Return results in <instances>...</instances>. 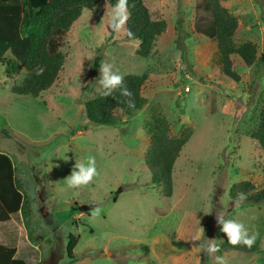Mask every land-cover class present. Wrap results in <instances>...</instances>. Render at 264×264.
Here are the masks:
<instances>
[{
    "label": "rangeland",
    "instance_id": "obj_1",
    "mask_svg": "<svg viewBox=\"0 0 264 264\" xmlns=\"http://www.w3.org/2000/svg\"><path fill=\"white\" fill-rule=\"evenodd\" d=\"M222 3L239 20L235 44L258 47L251 68L236 63L240 82L221 73L204 0H145L152 18L167 23L147 59L137 55L138 42L126 40V25L110 38L113 7L106 0L84 10L58 37L65 66L39 98L13 93L22 76L0 67V151L12 156L30 209L28 220L19 212L0 223L1 245L17 249L28 264H215V256L227 264H264V203L237 207L230 194L244 181L264 191V151L252 138L264 106V1ZM99 48L123 77L149 74L147 106L117 127L93 125L84 111L104 91L100 70L92 73ZM154 116L168 121L173 137L191 133L170 195L152 182L146 163ZM89 156L99 175L70 187L75 163L87 164ZM218 216L258 232L257 251L206 253V239L219 247L227 240ZM70 235L78 238L74 263Z\"/></svg>",
    "mask_w": 264,
    "mask_h": 264
},
{
    "label": "trees",
    "instance_id": "obj_2",
    "mask_svg": "<svg viewBox=\"0 0 264 264\" xmlns=\"http://www.w3.org/2000/svg\"><path fill=\"white\" fill-rule=\"evenodd\" d=\"M101 1L0 0V67L5 69L9 77L22 76L20 84L12 89L13 93L39 98L53 87L66 62V56L57 41L58 37L70 31L84 10L93 9ZM106 2L114 7L117 0ZM203 9L212 18L223 77L240 82L236 63L239 61V66L251 68L258 59L257 45L250 41L240 46L235 44L234 38L240 28L239 20L222 0H204ZM128 11L131 16L126 23V40L138 42L137 55L147 59L153 54L157 40L166 32L167 23L152 18L145 0H128ZM128 31L133 33L132 37H129ZM114 34L115 31L111 28V39ZM102 52L103 49L99 48L92 65L93 74L100 70L104 59ZM40 67L45 71L42 75H37L36 70ZM148 80V73L124 76V85L132 93L134 108L128 107L125 101L129 98L121 96L120 89L114 90L110 96L102 95L87 101L84 111L88 121L93 125L117 127L124 116H132L144 109L148 100L143 95V87ZM151 124V145L146 163L153 174L152 182L163 186L165 194L170 195L174 165L191 133L186 130L179 137L171 136L168 121L159 116H154ZM252 138L264 151V106ZM241 192L247 194L245 201L249 204L264 203V191H255L249 181L234 185L230 194L236 199ZM19 212L26 220L30 217L23 186L17 178L15 162L11 155L0 151V223L10 222L12 216ZM77 244L78 238L70 235L67 255L71 263L75 262L73 251ZM257 247L256 243L251 248L242 244L232 246L226 240L220 247V252L252 254L257 251ZM16 256L17 249L0 244V264H28Z\"/></svg>",
    "mask_w": 264,
    "mask_h": 264
},
{
    "label": "clouds",
    "instance_id": "obj_3",
    "mask_svg": "<svg viewBox=\"0 0 264 264\" xmlns=\"http://www.w3.org/2000/svg\"><path fill=\"white\" fill-rule=\"evenodd\" d=\"M131 13L128 11V0H117V3L112 9L110 26L113 31L119 32L124 29L127 21L129 20ZM129 37L133 36L131 31L127 33ZM45 69L40 67L36 70L37 75H42ZM100 79L98 80L99 85L102 87L103 95L110 96L112 92L116 89H120V94L123 97H128L129 99L125 101L130 108H134V100L131 99L132 93L124 85V77L119 74L118 70L113 71V66L107 62H101L100 64ZM138 134H142V130H138ZM99 175L96 168V161L94 156H89L87 158V164L85 163H75L71 174L67 177V183L70 187H81L90 184L94 177ZM247 199L245 193L241 192L238 194L234 204L239 206L244 200ZM100 211L99 208L94 209L93 214H97ZM218 223L222 225L221 231L227 237V243L232 246L244 245L248 248L253 247L256 240L258 239L259 233L252 232L249 233L248 228L244 223L236 219H223V217H217ZM202 231H204L202 229ZM205 245H207L205 247ZM203 250L209 255L215 254L220 251L219 245L215 240H205L204 245H202ZM215 264H227V261L223 256H215Z\"/></svg>",
    "mask_w": 264,
    "mask_h": 264
},
{
    "label": "water",
    "instance_id": "obj_4",
    "mask_svg": "<svg viewBox=\"0 0 264 264\" xmlns=\"http://www.w3.org/2000/svg\"><path fill=\"white\" fill-rule=\"evenodd\" d=\"M82 209H83V210H87L88 207H87V206H83Z\"/></svg>",
    "mask_w": 264,
    "mask_h": 264
}]
</instances>
